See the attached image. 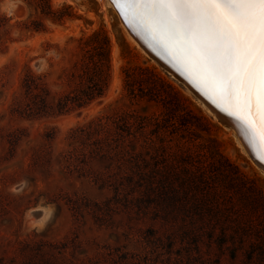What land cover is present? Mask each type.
I'll return each mask as SVG.
<instances>
[{
  "label": "rangeland",
  "instance_id": "1",
  "mask_svg": "<svg viewBox=\"0 0 264 264\" xmlns=\"http://www.w3.org/2000/svg\"><path fill=\"white\" fill-rule=\"evenodd\" d=\"M122 18L0 0V264H264V172Z\"/></svg>",
  "mask_w": 264,
  "mask_h": 264
},
{
  "label": "snow or ice",
  "instance_id": "2",
  "mask_svg": "<svg viewBox=\"0 0 264 264\" xmlns=\"http://www.w3.org/2000/svg\"><path fill=\"white\" fill-rule=\"evenodd\" d=\"M126 24L238 120L264 163V0H112Z\"/></svg>",
  "mask_w": 264,
  "mask_h": 264
},
{
  "label": "bare ground",
  "instance_id": "3",
  "mask_svg": "<svg viewBox=\"0 0 264 264\" xmlns=\"http://www.w3.org/2000/svg\"><path fill=\"white\" fill-rule=\"evenodd\" d=\"M118 11V10H117ZM123 19V18H122ZM125 23V21H124ZM126 24V23H125ZM129 31L131 32L132 37L149 53L152 55V57L157 60L163 67H165L167 70H169L176 78H178L195 96H197L200 101H202L209 110L225 125H227L240 139L243 147L247 151L249 157L252 159V154H255L258 156L259 149L256 145L250 143V135L247 132L246 128L240 123L236 122L231 119L223 118L222 116H219L218 113L215 111L214 107H216L213 103H211L208 99L205 98L201 94V92L193 85V83L190 82L189 79L186 78L184 73L179 70L174 63L170 62L169 58L165 56L163 53L158 52L154 49L153 46L150 45V43L147 41L145 37L142 35H139L137 31H135L132 27H129L128 24H126ZM196 88L197 90H195ZM214 106V107H213ZM217 108V107H216ZM220 110L219 108H217ZM224 112V111H222ZM227 114L226 112H224ZM262 170V169H261ZM264 172V170H262Z\"/></svg>",
  "mask_w": 264,
  "mask_h": 264
},
{
  "label": "trees",
  "instance_id": "4",
  "mask_svg": "<svg viewBox=\"0 0 264 264\" xmlns=\"http://www.w3.org/2000/svg\"><path fill=\"white\" fill-rule=\"evenodd\" d=\"M62 18V17H61ZM100 34L99 32H95L91 37L90 39L93 40L95 39L96 37H98ZM105 41L106 43L108 44V39L107 37L105 36ZM27 79L26 80V84H25V88L27 91H29L30 93H33L34 91L36 90H40V85L38 84V82L36 81V76H34L32 73H29V75L27 76ZM28 81V82H27ZM85 95V99H83L81 101V103H78L77 104V108H82V107H85L86 105H89L94 99L96 96H101L102 93L99 92L97 94H84ZM71 101V99H69L68 97L65 98L64 100H62L60 103H59V109L63 112V110H65L66 108H68L69 106V102Z\"/></svg>",
  "mask_w": 264,
  "mask_h": 264
},
{
  "label": "water",
  "instance_id": "5",
  "mask_svg": "<svg viewBox=\"0 0 264 264\" xmlns=\"http://www.w3.org/2000/svg\"><path fill=\"white\" fill-rule=\"evenodd\" d=\"M41 63H38V66H40ZM195 90H197L196 88H194ZM214 107V106H213ZM215 111L218 113L219 116H222L223 118H227V119H231L234 120L236 122H239L238 120H236L234 117L229 116L228 114H225L224 112H222L221 110H218L216 107H214ZM258 156L255 154H252V160L254 161V163L262 170H264V163L261 162L260 159L257 158Z\"/></svg>",
  "mask_w": 264,
  "mask_h": 264
}]
</instances>
